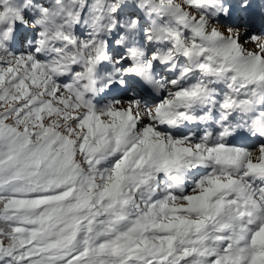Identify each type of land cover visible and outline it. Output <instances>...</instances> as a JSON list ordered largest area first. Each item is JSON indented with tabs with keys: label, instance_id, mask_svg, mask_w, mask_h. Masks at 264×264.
I'll return each mask as SVG.
<instances>
[{
	"label": "snow or ice",
	"instance_id": "6c2138e0",
	"mask_svg": "<svg viewBox=\"0 0 264 264\" xmlns=\"http://www.w3.org/2000/svg\"><path fill=\"white\" fill-rule=\"evenodd\" d=\"M0 264H264V0H0Z\"/></svg>",
	"mask_w": 264,
	"mask_h": 264
}]
</instances>
